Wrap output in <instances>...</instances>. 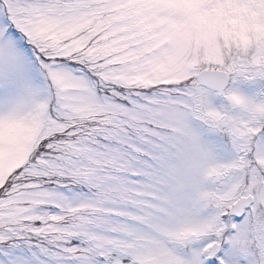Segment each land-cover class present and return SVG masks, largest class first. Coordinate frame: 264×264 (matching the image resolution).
Here are the masks:
<instances>
[{
  "label": "snow or ice",
  "instance_id": "obj_1",
  "mask_svg": "<svg viewBox=\"0 0 264 264\" xmlns=\"http://www.w3.org/2000/svg\"><path fill=\"white\" fill-rule=\"evenodd\" d=\"M0 264H264V0H0Z\"/></svg>",
  "mask_w": 264,
  "mask_h": 264
}]
</instances>
